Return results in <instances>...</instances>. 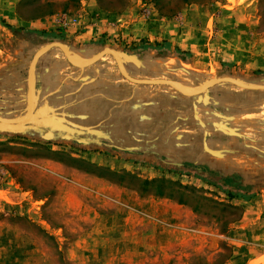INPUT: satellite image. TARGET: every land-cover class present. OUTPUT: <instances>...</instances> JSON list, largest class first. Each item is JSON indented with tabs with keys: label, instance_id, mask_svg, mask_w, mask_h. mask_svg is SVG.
Segmentation results:
<instances>
[{
	"label": "rangeland",
	"instance_id": "1",
	"mask_svg": "<svg viewBox=\"0 0 264 264\" xmlns=\"http://www.w3.org/2000/svg\"><path fill=\"white\" fill-rule=\"evenodd\" d=\"M55 42L83 60L116 50L132 77L188 90L213 75L264 86V0H0V117L29 111L30 64ZM35 87L44 115L0 123V264H228L234 251L264 264V91L189 97L58 47ZM199 166L254 196L230 199Z\"/></svg>",
	"mask_w": 264,
	"mask_h": 264
},
{
	"label": "water",
	"instance_id": "2",
	"mask_svg": "<svg viewBox=\"0 0 264 264\" xmlns=\"http://www.w3.org/2000/svg\"><path fill=\"white\" fill-rule=\"evenodd\" d=\"M58 47L60 48L65 56L68 58L69 62L78 68H86L89 67L93 64H95L97 61H99L101 58H103L106 55H111L114 57L118 69L120 73L126 78L128 81L134 83V84H140V85H169L173 86L178 92L185 96L193 97L202 94L206 90L214 87L217 84L220 83H230L235 86H238L240 88L246 89V90H262L264 91V86L262 85H249V84H244L234 78L231 77H223V78H217L213 82L211 80L205 82L204 84L200 85L199 87L188 90L185 89L181 84L178 82L172 81V80H165V79H152V80H147V79H136L132 77L128 71L126 70L124 63H123V56L117 52L116 50L110 49V48H105L98 54L94 55L92 58L85 60L84 62H73L68 54V49L67 47L59 42L47 44L40 48L34 55L32 62L30 64L29 70H28V97H29V102H30V107L29 111L22 117L19 118H13V119H7V118H2L0 117V123L6 124V125H16V124H21L24 122H27L31 120L35 116H43L44 111L41 110L40 113L36 114L35 109L37 107V97H36V87H35V70L37 63L39 59L45 55L47 52H49L52 48ZM53 134L51 132H48L45 134L44 138L50 139L53 138Z\"/></svg>",
	"mask_w": 264,
	"mask_h": 264
},
{
	"label": "trees",
	"instance_id": "3",
	"mask_svg": "<svg viewBox=\"0 0 264 264\" xmlns=\"http://www.w3.org/2000/svg\"><path fill=\"white\" fill-rule=\"evenodd\" d=\"M9 30L14 33H18L19 30H14L11 26H7ZM31 40L30 38H28ZM196 171L203 170L204 174H199L197 177L205 181L207 184L212 185L219 190H222L230 199L243 198L249 199L254 196L255 193L250 194V187H246L241 182V177L237 174L226 175L221 171H211L204 167H196ZM206 175V176H205Z\"/></svg>",
	"mask_w": 264,
	"mask_h": 264
},
{
	"label": "crops",
	"instance_id": "4",
	"mask_svg": "<svg viewBox=\"0 0 264 264\" xmlns=\"http://www.w3.org/2000/svg\"><path fill=\"white\" fill-rule=\"evenodd\" d=\"M106 20L109 21L110 19H106ZM132 23H134V22H132ZM105 24L107 26V22H105ZM133 25H135V24H133ZM109 26H110V28H109L110 30L109 31H112V32L113 31L114 32L122 31V30H125V29H129L131 27V26H125L124 27V26L118 25V24L112 25L110 23H109ZM111 27H114V28L111 29ZM258 199H260V200H258ZM252 201L256 205L257 204H260L262 202L264 203V197H263V195H261L259 197H255ZM244 227H246V228H244ZM261 227H262V225H261ZM241 228H242V233L245 235V238L250 241V243H252V242L257 243V242L260 241V234L259 233L257 234L256 231L254 230V228L252 226H248L247 224L242 223ZM256 228H257L258 231L260 230L258 224H257V227ZM250 230H252V232H253L252 234L248 233V231H250ZM238 250H240V252H241V249H238ZM244 251H246V250H244ZM248 251H250V250H248ZM239 255H240V253L237 254V251H234V254H233V256L230 259V261H229L228 264H236L235 262L239 258Z\"/></svg>",
	"mask_w": 264,
	"mask_h": 264
},
{
	"label": "bare ground",
	"instance_id": "5",
	"mask_svg": "<svg viewBox=\"0 0 264 264\" xmlns=\"http://www.w3.org/2000/svg\"><path fill=\"white\" fill-rule=\"evenodd\" d=\"M68 54H69L70 59L73 62H84L85 61V60L81 59L80 57H78L77 55L73 54L70 50H68ZM216 79L217 78L213 75L211 81L213 82Z\"/></svg>",
	"mask_w": 264,
	"mask_h": 264
}]
</instances>
